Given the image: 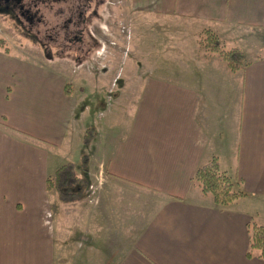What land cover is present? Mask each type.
<instances>
[{
	"label": "crops",
	"instance_id": "0c3cea01",
	"mask_svg": "<svg viewBox=\"0 0 264 264\" xmlns=\"http://www.w3.org/2000/svg\"><path fill=\"white\" fill-rule=\"evenodd\" d=\"M119 1L146 31L177 32L144 35L145 50L134 33L123 62L87 31L96 48L58 63L16 46L21 23L0 12V264H264L247 256L264 224V0ZM212 28L250 58L239 69L200 57L196 37ZM108 101L127 107L122 120L95 121ZM72 146L90 151L87 187L64 202L47 179ZM211 160L241 194L224 207L194 182Z\"/></svg>",
	"mask_w": 264,
	"mask_h": 264
},
{
	"label": "rangeland",
	"instance_id": "374dc122",
	"mask_svg": "<svg viewBox=\"0 0 264 264\" xmlns=\"http://www.w3.org/2000/svg\"><path fill=\"white\" fill-rule=\"evenodd\" d=\"M121 5H122V2H120L119 0H99V1L92 0L89 6L85 10L83 24H81L80 30H79L80 32H78L75 26L73 27L72 25H70L68 26V31H69L68 32L69 34H67L68 36H64L65 34L64 33L62 34L61 29H59L64 18L62 19L58 17V20H56L52 18L49 13H45L46 24L44 25V27H41L42 28L41 31L43 32V34L39 35L40 39H36V38L34 39L32 35L27 34L25 30L21 28L20 26L21 24H18L17 26L13 24L15 26V32H22L20 36L23 38L26 37L28 39V40L23 41L24 39L22 38L23 39L22 41L15 42V44L18 47H22V48L25 47V49H30L31 47H35V49H39V50L41 49V53L45 56H49L50 54L49 51H51L52 54L57 56L58 63H65L67 58L68 59L75 58V60H78L79 58L82 59L83 56L84 57L87 56V53H89L91 49H93L94 47L96 48L97 40H86L85 39L86 32L92 31L95 37L103 38V35H104V38L107 39L106 48L110 49V51L109 50L108 51H109V54H112L111 58L114 57L116 54L124 62L125 59L130 57V52L128 53L126 51L128 49L129 50L132 49L131 48V46L133 45L132 43L135 42V38H133L134 33H138L137 34L138 40L134 43V45L135 44L137 45L139 43L138 44L139 48L145 50L146 49L144 47L145 40L143 38L144 35L147 34V38L149 41L151 37L153 36V38L157 37V39L162 38L161 39L162 41L160 40L161 43H164V41L165 43H168V35L166 33L174 32L175 34L177 32L176 29L172 28L170 25H164V24L161 25L158 23L147 25L149 26V29L148 31H146V24L144 22H141L140 19L137 21L136 19L134 20L130 19L131 12L129 13L128 11H126L125 8L122 7ZM0 12L1 14H4L5 16L9 14L4 9H1ZM9 16H10V19L14 20V22L19 23L17 20L14 19V17H12L11 15ZM56 24H58L59 36L55 38L53 28L55 30L57 29ZM23 26L24 27L26 26L25 23H23ZM150 27L152 28L151 30H150ZM212 30L213 32L211 31V33H214L216 35V37L214 38L209 37V35L211 34L206 33L204 31L199 33L196 37L197 38L196 41L198 42L197 48L199 49L198 53L201 58L203 59L215 58V59L223 61L222 57H220V52L228 51L231 49L240 50L239 46H237V44L235 43L236 42L235 40L228 39L227 36H225V34L223 33L222 34L216 33L218 31H216L214 28H212ZM186 31H188L187 32L188 34L193 33L189 29H186ZM141 36H142V39H140ZM208 37L209 39H206ZM172 41L174 40H171V39L169 40V42H172ZM174 43H178V41L175 40ZM258 43L260 44L264 43V40H259ZM193 44H195L196 46V42ZM169 48H171V46ZM179 53L180 52H178L177 54ZM242 56L243 57L241 58L240 63L244 64L247 62L248 57L245 56L243 53H242ZM161 57L162 56L160 55L159 59H161ZM191 57H193V60H196L194 56H191ZM99 59L100 58L96 57L93 63ZM91 62H89V64L92 65L93 63ZM78 64H80V62L79 63L77 62V64L75 63V65H78ZM91 67H94V66L92 65ZM227 67L230 69L228 65ZM90 73H92L93 75L95 74V76H98L92 70ZM120 81L121 80H119L118 78H115V80H113V82H116L117 84H119ZM89 106L93 107L94 105H89ZM122 107H123L122 104L115 105V104L109 103V101L106 104H103V102L102 103L98 102L95 107V115H93L94 116L93 119L97 121L98 120L97 116H99L97 115L98 110H102L103 113L100 119H103V122L105 124H106L107 118L110 117V114L116 121L122 120V117H123L122 115L123 112H121V110L123 109ZM125 108L127 107L125 106L123 110H125ZM92 114L93 112H91V116ZM84 119H87V118H84ZM82 123H83L82 120H80L79 124L82 125ZM90 124H92V122H90ZM90 127H93V126H90ZM80 149H81L80 147L72 146L68 148V151L66 150L61 151V152L59 151L56 154L61 162L64 161L63 164L72 163V164L77 165V162L80 160L81 154L83 153V150L80 151ZM84 152L88 155V158H89V152H90L89 149L86 148ZM83 168L84 167L81 166V164L75 167V174L79 178L84 177ZM94 172L95 171H93V169H91L89 172L91 174V176L89 177L92 180H94L93 178H91ZM233 189L235 190L234 186H233ZM206 197L210 200L212 199V196L210 194L207 195Z\"/></svg>",
	"mask_w": 264,
	"mask_h": 264
},
{
	"label": "trees",
	"instance_id": "16d2710c",
	"mask_svg": "<svg viewBox=\"0 0 264 264\" xmlns=\"http://www.w3.org/2000/svg\"><path fill=\"white\" fill-rule=\"evenodd\" d=\"M209 37H216L214 33ZM206 38V39H209ZM220 57L230 67L231 70L239 69L242 53L238 49H231L220 52ZM95 138V129L89 127L85 130L82 137L84 147H88ZM88 155L83 153L80 158V164L86 167ZM194 182L204 195H211L216 206L224 207L236 201L241 195L233 189L230 179L222 172L214 160L201 165L195 172ZM87 187L85 178H79L75 174V165L66 163L57 168L53 176L47 179V190L57 194L58 198L64 202H75L82 198V194ZM77 190V191H75ZM257 256L264 259V224L251 225L250 244L247 256Z\"/></svg>",
	"mask_w": 264,
	"mask_h": 264
},
{
	"label": "flooded vegetation",
	"instance_id": "af4514ba",
	"mask_svg": "<svg viewBox=\"0 0 264 264\" xmlns=\"http://www.w3.org/2000/svg\"><path fill=\"white\" fill-rule=\"evenodd\" d=\"M92 0H0V10L4 9L14 17L21 28L27 34L36 39L43 34L41 27L46 24L45 13H49L52 18L58 20L64 18L60 25L62 34L68 36V26H75L80 32V26L83 24L84 13ZM99 1V0H98ZM25 23V27L23 26ZM57 29L53 28L55 38L59 36L58 24ZM45 32V31H44ZM71 34V33H70Z\"/></svg>",
	"mask_w": 264,
	"mask_h": 264
}]
</instances>
